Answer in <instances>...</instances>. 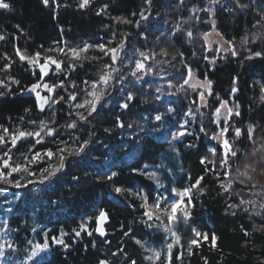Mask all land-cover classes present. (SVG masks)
Returning a JSON list of instances; mask_svg holds the SVG:
<instances>
[{
	"label": "trees",
	"instance_id": "16d2710c",
	"mask_svg": "<svg viewBox=\"0 0 264 264\" xmlns=\"http://www.w3.org/2000/svg\"><path fill=\"white\" fill-rule=\"evenodd\" d=\"M5 2L10 7L0 9V35L8 39L0 40V69L6 63H11L12 71H0L10 77L0 79L3 81L0 85L11 88L13 75L18 76L22 66L27 63L19 60L16 48L29 56L39 52L43 63L47 56H52L56 51L67 62L71 60L70 49L91 45L93 47L84 54L102 59H96L98 63L90 59L85 65L88 70L82 75L70 73V78L78 79L81 76L92 80L99 63L103 62L101 71L105 64L114 65L110 56H104L97 46L117 47L121 41H126L120 72L116 75L114 98L124 101L129 92L133 94L129 115H134L136 123L139 122L143 129L141 134L137 132L119 147H110L117 157L108 155L106 163L101 166H96L91 158L87 163H68L50 184L28 186L22 192L13 190L14 195L18 192L20 195L7 214V241L12 242L14 247L6 248V264H99L100 260H106L109 264H130L129 257L136 264H161V261L146 259V246L154 244L163 247L172 242V237L167 242L162 232L145 227L140 201L121 196L113 188H143L145 191L155 188V182L133 173L132 169L159 164V158L167 151V142L160 128L171 125L175 134L184 120L188 121L185 125L188 132L195 135H185L176 142L182 171L177 175L175 187L190 183L189 175L193 179L203 175L204 166L200 164V158L210 157L208 150L216 147L217 142L209 140L199 129L203 125L209 134L218 131L217 125L211 121L215 108L220 106L219 101H228L229 107L239 104L241 115L230 120L233 127L229 129L228 138L232 140L234 127L246 133L251 125L255 143L246 134L242 135L235 141L237 157L230 159L231 168L224 169L217 164L220 177L207 174L203 181L204 192L194 193L191 226L177 228L181 246L173 247L172 264H204L205 259L208 264H264V231L260 230L264 226V208H260V204L264 203V187H261L264 185V174L260 172L264 166L261 159L264 149L252 155L254 148L260 149L264 144V101L260 100L264 95L261 90L264 87V56L246 59L251 53L264 52V22L254 27L264 14V0H240L241 4L247 5L245 8L238 7L236 0H216L215 3L213 0H183V3L181 0H153L151 18L141 24L136 21H141V11L144 12L149 6L145 0H91L85 8L78 6L81 0H49L48 5L42 0ZM105 4L108 5L107 9L100 12ZM194 7L198 10L195 13L192 11ZM206 9H211V13ZM197 16L199 19H196ZM116 17L133 23H123ZM212 19L216 21L215 30L221 37L231 41L229 47L236 50V56L217 51V45L208 48L205 44L203 34L213 30ZM188 31L193 33L191 38L187 36ZM61 34L75 38L63 42L52 40ZM244 37L248 38L246 44L242 43ZM254 37L260 38L254 40ZM61 48L63 52L58 50ZM162 50H166L168 55H164ZM140 52L150 57L155 55L149 61H144L146 68L138 73L143 79L136 82L130 72L135 68L136 60L144 59ZM179 53H183V56ZM147 68H152L151 74H147ZM188 69L197 79L204 81L207 77L212 81L213 95L207 96L206 101L199 98V93L205 91L203 88L193 89L184 85L186 91H177L183 80L189 78ZM67 70L70 69L65 65L64 71L56 73V79H49L48 82H64ZM234 79L238 91L232 93ZM112 90L110 85L107 91L110 94ZM68 94L65 95L67 100ZM25 102L27 100L19 97L8 102L3 115L19 114ZM169 108L173 111L168 112ZM189 108H192L194 116L184 115ZM157 114L162 115L161 121L154 119ZM107 115V112L101 114V122L107 121ZM150 117L153 118L154 124L151 126L154 133L148 135L144 133L148 123L144 122H150ZM102 135L100 133V139ZM190 143L196 147H186ZM95 152L91 151L90 156L93 157ZM217 152H220L219 148ZM246 164L256 168L255 172L248 169L252 180L246 184L235 181L232 195L223 192L220 183H227L229 179L224 177V171H230L231 176L235 177L236 170L244 171ZM112 172L118 175L112 182H107L106 178ZM43 175L45 173L42 171L41 177ZM253 184L256 187H252ZM257 190H261L262 194L256 193ZM241 198L254 204L232 208L231 205L239 204ZM100 211H105L109 216L105 236L95 231ZM256 211L260 215H255ZM82 223L87 225L85 231L80 229ZM129 227L135 238L145 243V247L123 235ZM192 227L208 233L209 238L214 233L217 246L212 248L209 243H203L193 247V254L189 255ZM76 231H81L79 237L75 235ZM88 232H92V235L89 236ZM246 232L248 235H245ZM53 237L62 238L68 247L55 243ZM45 241L50 247L28 261L27 256L34 245ZM119 249H123V252ZM160 252L166 253V249ZM180 252L184 255L182 260H177L175 257Z\"/></svg>",
	"mask_w": 264,
	"mask_h": 264
},
{
	"label": "snow or ice",
	"instance_id": "6c2138e0",
	"mask_svg": "<svg viewBox=\"0 0 264 264\" xmlns=\"http://www.w3.org/2000/svg\"><path fill=\"white\" fill-rule=\"evenodd\" d=\"M42 2L45 5L49 4V0H42ZM55 2V0H53ZM153 0H145V3L148 5H151ZM216 0H213V3H215ZM91 3V0H81L79 3L80 8H85ZM181 3H183V0H181ZM236 4L240 8H245L247 5L241 4L240 0H236ZM59 5H57L58 7ZM10 5L5 2V0H0V9H9ZM108 5H103V7L100 9V12H103L107 9ZM192 11L195 13L198 10L194 7ZM205 11H209L211 13V9H206ZM100 14L99 12L97 13ZM135 15V13L133 14ZM148 17L143 14V10L141 11V20H146ZM115 19L120 20L123 23H133V21L127 20L122 17H116ZM196 19H199L197 16ZM264 22V14L261 15L260 19L256 21V25H261V23ZM137 24L140 23V21H136ZM211 24L213 27V31H215V25L216 21L214 19L211 20ZM180 25H177V30H179ZM17 28H19V25H17ZM22 31V30H21ZM115 35V34H114ZM128 35V34H125ZM193 33L191 31L187 32V36L191 38ZM217 36H221L220 33H216ZM211 33H204L203 34V40L205 44L208 46V48H212L213 44H220L219 40H211L210 39ZM260 37H254L253 39H259ZM5 39L4 36L0 35V40ZM222 39V37H221ZM225 43H228L231 45V41H226ZM243 44L248 43V38L244 37L242 40ZM123 45V41H121V46ZM93 47L91 45L85 44L83 48L79 49H70L71 52V58L74 60H83V59H102V57H88L86 55H83L84 53H87L89 48ZM103 52L104 56H110L111 61L115 62L118 59V47H106L105 45L101 44L98 45ZM60 52H63L64 49H58ZM223 51L225 53H230L232 56H236L237 52L234 48L228 47L224 48L223 45H220L219 48H217V51ZM16 55L19 57L20 61L27 62L28 65L37 67L39 69V72L41 74V79L44 76H47L49 71L51 70L52 66L54 65V71L59 73L63 71L62 63L63 61H58L54 59L51 56H47L44 59V63H40V53L37 52L32 56H29L22 52L19 48L15 49ZM162 53L164 55H168L166 50H162ZM139 55L143 57V60H136L135 61V68L130 72V75L135 78L136 82H139L143 79L142 75H138V73H141L145 70L146 65L145 62L149 58H154V55L152 57L146 55L143 52H140ZM180 56H183V53H179ZM264 56V52L257 51L254 53H251L246 59H253L255 57H262ZM10 59V58H9ZM175 59V57H173ZM207 59V57H205ZM159 63V61H157ZM11 63H6L4 65V68L0 69V71H4L6 69L11 68ZM69 67H75L74 64H70ZM120 70L116 67H113L112 64H105L103 65V70L98 75V78L90 83V87L92 91H88L85 93L86 97L81 103H74V115L76 119L72 120V122L66 124L64 127L66 129H76L78 127V121H83L85 123L88 122L89 117H93L94 113H97L98 108L97 106L101 104L102 101L105 100L106 97L109 96V93L107 91L108 87L110 86V81H112L114 77V73L119 74ZM152 73V68H147V74ZM194 76V73L191 71V69H188V77L191 78ZM14 83H19V81H13ZM88 83V82H85ZM235 79L233 80V87L231 89L232 93H235L238 91V88L235 86ZM0 84H3V81H0ZM199 84L201 88H203L205 91H201L199 93V98L201 101H206L207 96L213 95L212 92V81L208 80L207 77H205L204 81H196L194 84H191L190 87L193 89L196 87V85ZM184 85H189V79H184L183 83L179 86L177 91H186L184 88ZM64 86V82L60 81L59 84H53L49 85L47 83H44L42 87L47 90L48 93H53L55 89L62 88ZM171 86V85H170ZM41 85L39 82L32 84L30 88L23 89L22 91H28L35 93L36 95V101L37 105L40 107L41 111L44 110V106L47 104L49 107L54 104H58L60 102H67L65 101L64 96H58L54 97L51 95L48 96H42L40 91H38V88H40ZM75 84L73 83V88H75ZM160 89H157L159 91ZM262 92H264V87H262ZM67 91V89H65ZM123 91V89H121ZM3 92H0V95H3ZM218 95V94H217ZM78 95L76 93H69L68 94V101L76 102L78 100ZM159 99V97H157ZM133 100V94L129 92L125 98V101L121 103L119 106L121 108L127 109L129 107V102ZM261 101H264V95L260 97ZM195 103V101H193ZM219 107L215 108L213 116L214 119L211 121L213 124L217 125L218 131L213 132L209 134L208 130L201 125L200 126V133H203L209 140H214L217 142L216 147L210 148L208 151L210 153L209 156H201L200 158V164L204 166V174L195 177L194 179L189 175V181L186 186L177 188H167L164 184L160 183L159 177L157 176L156 172H149L147 171V165L143 169L140 168H133L132 172L137 173L140 176L147 177L148 180H151L155 182V188H150L148 191H145L143 188H124L120 186H115L113 188V191L117 194H120L121 196L126 197H134L140 201V209H142V222L147 228H156L158 230H163L165 233L169 234L172 237V242L168 243L166 245L167 251L166 253L155 251L153 249H147L151 252V255L147 256L146 259L148 261H161V264H172L173 261V253L172 249L176 246H181V237L177 234V232L174 230L176 225L183 222V224L191 226L192 223V209L194 207V193H202L204 192V185L203 181L205 180L208 173H212L217 178L220 177V172H218L217 164L219 167L224 169H230L231 164L229 163L231 158L237 157V151L234 150L235 141L240 139L242 135H247V138L249 140H252L253 143H255V140H253V126H249L246 130V133H242L241 128L234 127V136L232 140L228 138L229 129L233 126L230 124V120L234 116H240L241 113L239 111V104L234 105L233 107L228 106V101H219ZM206 106V104H205ZM80 109H84L87 111V115H84L83 112L79 111ZM221 109H224L225 111L222 113ZM25 111H29V109H25ZM168 112H172L173 109L169 108L167 110ZM197 111H199V108H197ZM73 112L69 113V116H72ZM186 116H194L195 113L193 112L192 108H189L187 112L184 113ZM221 116H223V119H221ZM23 119V117H21ZM154 119L156 121L162 120V115L157 114L155 115ZM117 126L118 127H124L123 123L120 122L119 117H117ZM29 123L35 124V121H30ZM52 123H55V120L53 118ZM188 124L187 120H184L183 123L180 126V130L177 131L173 135V140L184 137L185 135H195L194 133H189L188 129L185 127V125ZM222 125V126H221ZM38 131H22L18 130L15 133H9V130L7 128L3 129L4 134H0V145L7 146L11 144V147L8 148L7 151L3 152V155L0 156V181H5L7 183L14 184L15 187L21 188V187H27L26 184H21L20 180H10L9 177H12L13 174H20L25 173L28 175H31L30 172V166L33 164H39L41 161L44 160H52L54 157H56L59 161L58 165L49 171L48 169H43V172L45 175H43L42 179L40 180V183H44L45 181L50 180L52 177H54L58 172H61L64 167L66 166V160L67 156L64 155L65 151H67V154L69 156L76 155L79 156L82 151H84V148L86 145L90 143L89 140L83 141L82 144H80L79 148L74 150H67L66 148H60L59 146L56 148L55 151H53L51 148L41 151H33V149L36 148L37 145H41L46 137L56 138L59 135V130L56 127L50 126L48 123L44 121H40ZM129 128L132 127L131 124L128 125ZM105 131H108V129H105ZM26 137H34L35 142L32 144L31 148L28 149V152L31 153V156L24 155L23 160L25 162L23 163H17L15 161H12L11 152L13 148L17 147V142L21 141L23 138ZM198 138V137H197ZM61 144L67 145V141H60ZM188 148H194L196 147L195 144H188L186 145ZM217 148L220 149V152H217ZM261 149H264V144L261 145V148H254L252 155L255 156L257 152L261 151ZM173 151H176L175 148H173ZM262 160H264V156L261 157ZM10 161H12L10 163ZM210 165V167H209ZM160 168L164 167L163 162L158 166ZM252 170V172L256 171V168L253 167L250 164H246L244 166V171H240V169L236 170L235 177L231 176L230 171H224L223 175L224 177H229L227 180V183L221 182L220 187L221 190L225 193H228L229 195H232V188L233 183L235 181H238L240 184H246L248 181L252 180V176L250 175L248 169ZM170 171V170H169ZM261 174H264V166L260 168ZM118 173L112 172L110 175L107 176V182H112L115 177H117ZM22 179L24 177H21ZM73 179H78L76 177H73ZM29 183H32V181H29ZM252 187H256V184H253ZM261 187H264L262 185ZM154 193V195H153ZM236 195H239L236 193ZM254 204L253 201L244 200L241 198L239 200V204H233L231 205L232 208H240L244 205ZM260 208H264V203L260 204ZM247 210V209H245ZM11 211V209H9ZM255 215H260L258 211L255 212ZM251 218V217H250ZM109 219L108 213L105 211H100L99 216L97 217V227L95 228V231L98 232L101 236H105V228L104 223ZM5 227H7V221H5ZM123 227V225H122ZM87 228V225L82 223L80 225L81 231H85ZM35 230V229H33ZM255 230V229H254ZM260 230L264 231V226H261ZM4 229L0 228V232H3ZM81 231H76L75 235L79 237L81 235ZM191 231L193 233L192 239L188 242V254H193V247H199L203 243H209L210 247L215 248L217 246V237L213 233L211 237L209 238L208 233H203L196 229L195 227L191 228ZM64 234L62 233L61 236ZM88 235L91 236L92 232H88ZM125 237H130L134 239V242L138 245H140L142 248L145 247V243L135 238V234L133 233V230L131 227L128 228L127 231L123 233ZM245 235H248L246 232ZM53 241L57 244H62L64 247H68L67 244L64 243L63 239H57L55 237L52 238ZM31 244L32 242L29 241ZM7 248H13L14 245L10 241H5L4 243H0V256H3L5 254L4 249ZM50 245L47 241H45L43 244H36L34 245L31 254L27 256V260L31 261L35 256L39 254V252L44 251L48 249ZM118 251L123 252V249H119ZM115 255V254H113ZM184 253L180 252L178 255H176L177 260H182ZM163 256V259H162ZM130 264H136V261L134 259H131L129 257ZM26 264V262H25ZM99 264H109L106 260H100ZM204 264H208L207 260L205 259Z\"/></svg>",
	"mask_w": 264,
	"mask_h": 264
},
{
	"label": "flooded vegetation",
	"instance_id": "af4514ba",
	"mask_svg": "<svg viewBox=\"0 0 264 264\" xmlns=\"http://www.w3.org/2000/svg\"><path fill=\"white\" fill-rule=\"evenodd\" d=\"M5 37V36H4ZM8 39V37H5V39ZM75 38L74 36H66L61 34L59 38H53L52 40L55 42L58 41H66L71 40ZM87 55V54H84ZM51 57L58 61H63L62 68L64 71L65 65L70 69L67 70L68 73L64 77V86L62 88H57L53 93H48L46 89L42 87L44 83H47L49 85L53 84H59L60 82H52L49 83L48 80L56 79V73L54 71L55 66L53 65L51 70L49 71L47 76H44L41 79V74L39 72V69L37 67L28 65L27 63L22 66V72L18 76L13 75L12 79L13 81H19V83H14L13 86L6 87L3 85H0V92H3V95H0V134L3 133V129L7 128L9 130V133H15L18 130L22 131H38L39 130V123L40 121H44L48 123L50 126L56 127L59 130V135L56 138L46 137L45 140L41 145H37L33 151H41L43 152L46 149L51 148L53 151L56 150V148L59 146L60 148H66L67 150H74L79 148L80 144L83 143L85 140H89L90 143L85 146L84 151L80 153L79 156L71 155L69 156L67 154V151H65L64 155L67 156L66 160V166L68 163L74 164L76 161L79 163H87L90 158L93 162H95L96 166H101L106 163V160L111 155H114L117 157V154L113 153L112 146L119 147L122 142L127 141L129 137H132L135 135V133L132 130V127H134V123H136V117L134 115H129L130 113V105L132 102H129V107L127 109L121 108L119 105L123 103L122 100H117L114 98V91H111L108 97L105 98L104 101L101 102L97 106L98 111L97 113L93 114V117H89V120L87 123L83 121H78V127L76 129H66L64 126L72 120L76 119L74 115V103H81L86 97L85 93L88 91H92L90 87V83L98 78V75L100 74L101 65L103 62L99 63L98 69L96 70V75L93 76L92 80L90 79H84L81 76L71 79L70 73L74 74L76 72L82 73L85 70H88V68L85 66L89 63L90 59H83V60H74L71 58V60L67 61L61 58V55L56 51ZM42 63L41 59L39 61ZM97 60H95V63ZM99 62V61H98ZM97 62V63H98ZM44 63V62H43ZM70 64H74L75 67H69ZM7 71H12V68L6 69ZM62 71V72H63ZM2 72V71H1ZM58 74H61L59 72ZM8 74H2L0 73V79H9ZM61 80V78H60ZM39 82L41 87L38 88V91H40L42 96H64L67 93H76L78 95V100L76 102L68 101L65 97V101L67 102H60L58 104L51 105H45L44 110L41 111L40 107L37 105L36 101V95L35 93H29L28 91H22L23 89L30 88L32 84H35ZM88 82V83H85ZM73 83L75 84V88H73ZM67 89V91H65ZM17 97L27 100L25 104L22 106V109L19 114H4L3 115V109L7 105L8 102L16 99ZM25 109H29V111H25ZM79 111L83 112L84 115H87V111L84 109H80ZM73 112L72 116H69V113ZM105 112L108 113L107 115V121L101 122L102 118L101 114H104ZM23 117V119H21ZM101 117V118H100ZM117 117H119L120 122L123 123L124 127H118L117 126ZM53 118L55 120V123L53 124ZM30 121H35V124L29 123ZM138 123V122H137ZM131 124L132 127L129 128L128 125ZM147 132L150 131L151 127H148V124H146ZM105 129H108V131H105ZM100 133H103L102 137L99 138ZM107 136V138H106ZM86 137V139H85ZM34 137H26L23 138L21 141L17 142V147L12 149L11 156L12 161H15L17 163H23L25 162L23 160L24 155L31 156V153L28 152V149L31 148L32 144L35 142ZM60 141H67V145L61 144ZM11 147L10 141L7 146L0 145V156L3 155L4 151H7L8 148ZM93 149V150H92ZM91 151H96V154H93V157L90 156ZM107 151L109 152L107 154ZM10 161V163L12 162ZM59 161L56 157H54L52 160H44L41 161L39 164H33L30 166V172L31 175L20 173V174H13L12 177H9L10 180H20L21 184H26L28 186H40V185H46L50 184L53 180V177L45 181L44 183H40V180L42 179V171L43 169H52L58 165ZM64 167V169L66 168ZM63 169V170H64ZM2 170V169H0ZM62 170V171H63ZM56 176V175H55ZM54 176V177H55ZM21 177H24L23 179ZM29 181H32V183H29ZM0 183L4 184L10 191L13 192V190H19L23 191L27 187H21L17 189L14 184L7 183L5 181H0ZM13 189V190H12ZM20 193V192H19ZM10 212V211H9Z\"/></svg>",
	"mask_w": 264,
	"mask_h": 264
},
{
	"label": "rangeland",
	"instance_id": "374dc122",
	"mask_svg": "<svg viewBox=\"0 0 264 264\" xmlns=\"http://www.w3.org/2000/svg\"><path fill=\"white\" fill-rule=\"evenodd\" d=\"M143 14L148 17L147 19H150L151 15H152V9L147 8L143 12ZM140 20H141V18H140ZM143 21L144 20H141L140 24ZM209 33H211V36H210L211 40H214V41L219 40L220 41L219 45L214 43L213 46L217 45L218 47H220V45H223L224 48L229 47V44L225 43L226 40H224L223 38L221 39V36L216 35V33H217L216 30L215 31L212 30ZM118 48H119L118 59L115 62H113L114 63L113 67H116L120 70L119 65H120V62H121L122 57L124 55V52L126 50V43H123L122 46H121V44L118 45ZM116 62L118 63V65ZM113 75L115 78L112 81H110L112 88L115 87V83H116V79H117V76H116L117 74L114 73ZM145 76H146V74H145ZM188 79H189V85H188L189 87L191 84H194L196 81H201V80L197 79L195 76L188 78ZM195 88H201V87L199 86V84H197ZM224 111H225L224 109H221L222 113ZM221 118H223V116H221ZM145 119H146V117H145ZM144 123L145 124L148 123L151 127L150 131H148V132L145 131L144 133H147L148 135L151 133H154L153 127H152L154 124L153 118L150 119V122L145 121ZM160 129H161V132L164 136V140L167 142V151H166V153L162 154L161 157L159 158V164H157L155 166H151V167L149 166V167H147V170L149 172H156L157 176L159 177L160 183L164 184L165 187L170 189L172 187H175V180L177 178V175L179 173H181V171H182V166H181V163L179 160V155H178V152L176 150V142L181 137L173 140L174 131L171 129V125H165L164 127H161ZM131 131H133L135 134L137 132H139V134H141L143 129L141 128V126L139 125V122H138V123H134V127H132ZM173 148H175L176 151H173ZM162 162L164 164V167L163 168L158 167ZM17 189H19V188H17ZM256 193L262 194V191L257 190ZM18 197H19V192L16 195H14V193L12 191H10L4 184L0 183V228L4 229L3 232H0V243H4L5 241L8 240L7 234H6L7 227H5V221H7V225H8L7 214L9 213V209H12V207L15 204ZM180 226L184 227L186 225L183 224V222H181V223L176 225L174 230L177 231V228H180ZM154 229L156 231L162 232L165 235V239L167 240V242L169 241L168 239L171 238V236L169 234L165 233L163 230H158L156 228H154ZM167 244H165L163 247H157L154 244H150V245L146 246V251H147L148 256L151 255V252L148 251L147 249H153L155 251H161L165 248L167 251V248H166ZM6 248L7 247H5L4 252L6 251ZM6 262L7 261L5 259V254L3 256H0V264H6Z\"/></svg>",
	"mask_w": 264,
	"mask_h": 264
},
{
	"label": "water",
	"instance_id": "95a60500",
	"mask_svg": "<svg viewBox=\"0 0 264 264\" xmlns=\"http://www.w3.org/2000/svg\"><path fill=\"white\" fill-rule=\"evenodd\" d=\"M149 60V59H148ZM117 65H118V63H117ZM29 93H32V92H29ZM133 101V100H132ZM131 101V102H132ZM109 217V216H108ZM108 222H109V219L104 223V228H105V232H106V225L108 224ZM98 233V232H97ZM99 234V233H98ZM100 235V234H99Z\"/></svg>",
	"mask_w": 264,
	"mask_h": 264
},
{
	"label": "bare ground",
	"instance_id": "6f19581e",
	"mask_svg": "<svg viewBox=\"0 0 264 264\" xmlns=\"http://www.w3.org/2000/svg\"><path fill=\"white\" fill-rule=\"evenodd\" d=\"M152 7V4L148 6V8H151ZM152 9V8H151ZM120 45V44H119ZM118 47V46H117ZM107 226V225H106ZM98 234V233H97Z\"/></svg>",
	"mask_w": 264,
	"mask_h": 264
}]
</instances>
